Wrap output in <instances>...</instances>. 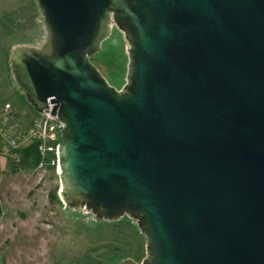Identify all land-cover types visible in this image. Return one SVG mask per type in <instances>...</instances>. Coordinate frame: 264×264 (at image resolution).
I'll return each instance as SVG.
<instances>
[{"label":"water","instance_id":"1","mask_svg":"<svg viewBox=\"0 0 264 264\" xmlns=\"http://www.w3.org/2000/svg\"><path fill=\"white\" fill-rule=\"evenodd\" d=\"M46 30L13 79L63 123L58 195L126 215L141 263L264 264V0H35ZM127 42L117 90L91 58Z\"/></svg>","mask_w":264,"mask_h":264},{"label":"rangeland","instance_id":"2","mask_svg":"<svg viewBox=\"0 0 264 264\" xmlns=\"http://www.w3.org/2000/svg\"><path fill=\"white\" fill-rule=\"evenodd\" d=\"M45 37L35 0H0V107L9 102L23 129L30 128L37 111L18 89L9 59L15 47H39ZM91 62L117 90L125 84L127 42L115 25ZM38 146L30 140L6 157L10 169L0 180V264H116L126 258L141 263L146 237L136 221L126 215L106 221L65 206L58 195L57 162L47 163Z\"/></svg>","mask_w":264,"mask_h":264},{"label":"built area","instance_id":"3","mask_svg":"<svg viewBox=\"0 0 264 264\" xmlns=\"http://www.w3.org/2000/svg\"><path fill=\"white\" fill-rule=\"evenodd\" d=\"M52 106L53 103L48 102L47 110L37 112L30 128L23 129L11 104L9 102L2 104L0 107V143L2 145L0 155L11 157L14 155L11 154V150H17L26 142L36 140L39 142L38 149L41 156H45L47 152H54V161L57 162V149L63 123L55 114L50 113Z\"/></svg>","mask_w":264,"mask_h":264},{"label":"trees","instance_id":"4","mask_svg":"<svg viewBox=\"0 0 264 264\" xmlns=\"http://www.w3.org/2000/svg\"><path fill=\"white\" fill-rule=\"evenodd\" d=\"M17 153H19V151H18V149L17 150H11V154H17ZM44 159H45V161L47 162V163H50L51 161H54L55 160V154H54V152H47L46 154H45V157H44ZM55 162V161H54ZM20 164H23V165H29L28 164V161H26V160H22L21 162H20ZM54 165V164H53ZM14 167H15V165H14ZM53 197H55L56 199H57V196H56V194H53ZM60 199V198H59Z\"/></svg>","mask_w":264,"mask_h":264},{"label":"crops","instance_id":"5","mask_svg":"<svg viewBox=\"0 0 264 264\" xmlns=\"http://www.w3.org/2000/svg\"><path fill=\"white\" fill-rule=\"evenodd\" d=\"M37 114V112H34ZM2 148V146H0ZM9 165L7 162V158L0 155V180L3 178V176L5 175V173L7 171H9Z\"/></svg>","mask_w":264,"mask_h":264},{"label":"bare ground","instance_id":"6","mask_svg":"<svg viewBox=\"0 0 264 264\" xmlns=\"http://www.w3.org/2000/svg\"><path fill=\"white\" fill-rule=\"evenodd\" d=\"M58 172V171H57Z\"/></svg>","mask_w":264,"mask_h":264}]
</instances>
